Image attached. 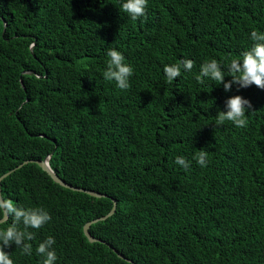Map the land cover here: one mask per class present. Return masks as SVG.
<instances>
[{"label":"trees","instance_id":"16d2710c","mask_svg":"<svg viewBox=\"0 0 264 264\" xmlns=\"http://www.w3.org/2000/svg\"><path fill=\"white\" fill-rule=\"evenodd\" d=\"M123 2L0 0L1 194L51 216L29 229L30 256L5 251L42 264L36 248L51 236L55 264H131L113 250L133 264H264V90L195 78L215 59L232 79L227 65L264 33V0H148L135 21ZM109 49L133 68L128 89L103 77ZM185 59L192 70L167 82L164 66ZM235 95L253 106L247 126L217 125ZM47 156L65 183L107 197L34 163L16 169ZM112 200L88 229L101 242H89L83 226Z\"/></svg>","mask_w":264,"mask_h":264},{"label":"clouds","instance_id":"9594fccd","mask_svg":"<svg viewBox=\"0 0 264 264\" xmlns=\"http://www.w3.org/2000/svg\"><path fill=\"white\" fill-rule=\"evenodd\" d=\"M147 5L148 0H125L121 5V11L135 21L146 15ZM250 38L253 41L252 46L241 53L240 59H232L227 65L228 76L232 77L230 81L225 82L221 64L212 59L201 65L200 72L195 77L197 82L203 83V78H209L218 85L223 84L226 92L230 91L233 85H236L238 90L252 85L264 90V33L253 30ZM107 56L109 59L103 72L104 79L115 81L121 90L128 89L130 87L128 78L133 74V68L124 63L123 54L116 49H109ZM181 67L185 71H191L194 61L185 59L179 64L165 65L163 71L167 82L171 83L181 75ZM226 106L228 109L226 112L217 113L216 124L223 125L225 121H230L238 128L246 127L248 123L246 111L253 108L250 100L235 95L227 100ZM195 159L201 167L206 166V153L200 152ZM175 162L185 169L189 167L183 157H177ZM9 216L12 217V224L6 229H0V264H14L9 253L5 251V248H11L13 245L20 249L22 254L30 256L32 245L25 241L33 240L35 237L29 229L39 230L51 220L49 213L43 209L18 207L11 199H6L0 194V222L6 223ZM21 224L22 230L19 227ZM54 244L55 238L49 236L36 248L37 254L44 257L42 264H55L57 256L52 249Z\"/></svg>","mask_w":264,"mask_h":264},{"label":"water","instance_id":"95a60500","mask_svg":"<svg viewBox=\"0 0 264 264\" xmlns=\"http://www.w3.org/2000/svg\"><path fill=\"white\" fill-rule=\"evenodd\" d=\"M4 26H5V22L3 23ZM33 44L30 46V50L32 51V48H33ZM49 159H50V156H47L45 159L43 160H29V161H25L23 164L17 166L16 169L20 168L22 165L24 164H28V163H34L36 165H38L44 172H46L50 178L53 180V182H55L56 184L60 185L61 187H64V188H67V189H70V190H73V191H77V192H80V193H84L88 196H91V197H94V198H106L107 196L106 195H102V194H99L97 192H94V191H90V190H85V189H78V188H75L67 183H65L63 180H61L53 171L52 169L50 168L49 166ZM11 172V171H10ZM10 172H7L6 174L2 175L0 177V183H1V180L4 179L5 177H7ZM0 194H1V188H0ZM113 202V207L111 209V211L106 215V216H102L100 218H97V219H94V220H91L89 222H87L84 226H83V233L85 235V237L88 239L89 242H101L100 240H97L95 238H93L90 234H89V231L88 229L90 228L91 225L97 223V222H100V221H103L105 220L107 217L111 216L114 212H115V207H116V202L114 200H112ZM8 218V217H7ZM0 223H3V222H0ZM114 253L117 254V257L128 262V263H131L133 264L132 261L126 259L125 257H123L121 254H118L116 250H113Z\"/></svg>","mask_w":264,"mask_h":264}]
</instances>
